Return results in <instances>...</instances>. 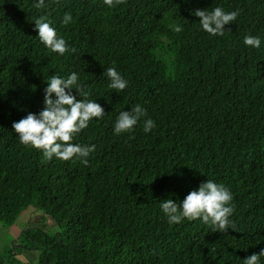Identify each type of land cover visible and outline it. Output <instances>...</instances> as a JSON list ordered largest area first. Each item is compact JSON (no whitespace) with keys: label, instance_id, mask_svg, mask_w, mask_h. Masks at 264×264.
Wrapping results in <instances>:
<instances>
[{"label":"trees","instance_id":"16d2710c","mask_svg":"<svg viewBox=\"0 0 264 264\" xmlns=\"http://www.w3.org/2000/svg\"><path fill=\"white\" fill-rule=\"evenodd\" d=\"M217 5L239 10L223 35L190 11ZM40 15L75 52L40 41ZM247 34L264 37V0H49L42 9L0 0V225L32 209L59 228L22 229L0 264H28L15 258L22 250L38 252L30 264H244L264 248V43L246 45ZM109 66L125 89L110 87ZM71 71L105 109L74 137L96 145L87 164L47 159L12 129L44 107L49 76ZM137 103L156 127L145 132L142 118L115 133L118 113ZM207 179L231 189L233 229L201 218L170 224L162 200H182Z\"/></svg>","mask_w":264,"mask_h":264},{"label":"clouds","instance_id":"9594fccd","mask_svg":"<svg viewBox=\"0 0 264 264\" xmlns=\"http://www.w3.org/2000/svg\"><path fill=\"white\" fill-rule=\"evenodd\" d=\"M48 3L49 0H33L37 9L46 8ZM104 3L114 7L119 0H104ZM190 11L199 17L201 28L212 35H223L226 30L224 26L235 21L239 15L238 9L226 10L222 5L212 9L196 8ZM72 19V13L65 12L62 23L68 24ZM33 21L40 41L47 48L61 55L76 51L64 36L58 35L51 19L40 15ZM171 27L176 32L183 30L180 23H174ZM244 43L258 49L264 43V37L247 34ZM106 72L111 88L123 90L127 87L129 81L118 68L109 66ZM46 81L43 89L44 107L38 112L28 111L19 120L13 121L12 129L23 144L41 149L47 159L55 156L63 160L79 159L87 164V157L95 150L96 145L73 142L74 137L87 128L94 118H102L105 109L96 99L87 98L90 93L81 82L78 71H71L66 77L53 74ZM147 111V108L139 103L131 106L129 110H121L115 119L114 132H130L142 118L144 131H151L156 127V121L146 116ZM232 201L233 193L227 185L207 179L189 191L182 200L163 199L161 208L170 224L182 222L185 218H201L203 222L211 224L213 230L227 232L229 228L234 227L231 217L235 205ZM262 256L264 248L247 255L244 264H264Z\"/></svg>","mask_w":264,"mask_h":264},{"label":"rangeland","instance_id":"374dc122","mask_svg":"<svg viewBox=\"0 0 264 264\" xmlns=\"http://www.w3.org/2000/svg\"><path fill=\"white\" fill-rule=\"evenodd\" d=\"M31 212H33L32 209L29 210V213L28 211L23 212L13 224L8 225L6 228H3L0 225V255H8V247H11V240L15 238L18 240L19 238L17 237L20 234V231L26 227H41L49 233H54L58 231L59 228L57 226H49L53 225L50 219L42 217V214L40 212H35L34 215ZM14 244L18 245L17 243ZM37 255L38 252L35 250H22L21 253L17 254V256L15 255V258L17 261L30 264L36 261Z\"/></svg>","mask_w":264,"mask_h":264},{"label":"crops","instance_id":"0c3cea01","mask_svg":"<svg viewBox=\"0 0 264 264\" xmlns=\"http://www.w3.org/2000/svg\"><path fill=\"white\" fill-rule=\"evenodd\" d=\"M28 213H29V211H28Z\"/></svg>","mask_w":264,"mask_h":264}]
</instances>
